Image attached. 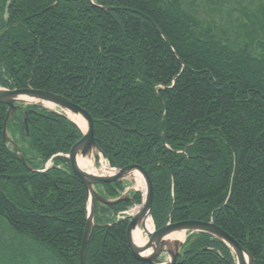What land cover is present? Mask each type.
Instances as JSON below:
<instances>
[{"label": "trees", "instance_id": "trees-1", "mask_svg": "<svg viewBox=\"0 0 264 264\" xmlns=\"http://www.w3.org/2000/svg\"><path fill=\"white\" fill-rule=\"evenodd\" d=\"M256 1L250 16L264 27V0ZM255 36L223 45L176 0H0V87L84 109L109 167L148 173L156 229L212 221L264 264V52ZM6 110L0 105V264H80L86 192L57 155L82 134L63 115L26 106L8 122L11 147ZM17 152L33 170L52 166L31 172ZM101 188L109 199L122 190ZM130 206H96L95 222L110 225L92 228L85 264H144L129 252L126 220L99 216ZM180 259L235 264L206 234L190 236Z\"/></svg>", "mask_w": 264, "mask_h": 264}, {"label": "water", "instance_id": "water-1", "mask_svg": "<svg viewBox=\"0 0 264 264\" xmlns=\"http://www.w3.org/2000/svg\"><path fill=\"white\" fill-rule=\"evenodd\" d=\"M111 9L112 8H105V10ZM43 103H48L54 106L59 111H68L73 115H78L82 117L86 122V128L84 132H82V138L71 147L69 153L65 156V158L68 160L71 172L83 185L86 191L88 202L86 223L80 250V264H85V250L92 228L109 227L107 225L99 226L95 223V206L97 204L104 206H113L121 202H133L132 199L127 198V196H121L116 200H108L101 196L98 192H96L95 186L119 183L127 178H132L134 173H138L141 176L145 186L142 206L140 210H138V212L128 221L125 230L126 243L129 252L134 260L144 264H160L159 257L163 253H166L170 257V262L168 264H177L176 260L179 255V251L183 248V243L176 240H167V237L172 233L183 231L186 233H203L210 235L211 237L222 242L231 250L232 254L235 257L236 264H253V259L250 254H248V252L244 250L240 246V244H238L228 233L223 231L218 226L214 225L212 222L206 223L200 221H184L175 224H167L157 231L145 232L148 240L143 244V246H136L132 239L133 231L139 226L143 227V223L147 218L151 219V205L153 200L152 183L147 172L138 165L126 166L120 170L115 171L112 175L109 176L88 174L79 169L77 164L78 157H92L94 162H96L98 156H101L100 149L94 141L93 121L85 110L73 104L66 98L48 92L36 91L32 89H0V105L7 108L6 116L3 122V141L9 143L14 147V143L7 136L6 127L9 119L20 108V105L39 106L45 108ZM23 116L24 118L22 127L24 128L25 136H28L27 114L23 113ZM162 144L165 145L163 138ZM19 158L27 170L34 172L33 169L26 165L24 159L21 156ZM149 250L150 254L148 256L141 255L142 253Z\"/></svg>", "mask_w": 264, "mask_h": 264}, {"label": "rangeland", "instance_id": "rangeland-1", "mask_svg": "<svg viewBox=\"0 0 264 264\" xmlns=\"http://www.w3.org/2000/svg\"><path fill=\"white\" fill-rule=\"evenodd\" d=\"M176 2L182 11L197 21L200 29L210 33L221 44L236 47L246 41L254 44L253 38L248 39L247 35L255 33L257 36L254 41L262 42L263 48L259 51L264 52V36L261 32L264 31V27L260 22H254L255 19L250 16L252 10L259 8L256 0H176ZM91 160L94 161L93 158ZM95 170L96 173L102 174L99 163H95ZM122 186L129 197L133 192H139L141 195L144 193L143 182L142 187H136L132 178L124 180ZM161 261L165 262L166 258H162Z\"/></svg>", "mask_w": 264, "mask_h": 264}, {"label": "bare ground", "instance_id": "bare-ground-1", "mask_svg": "<svg viewBox=\"0 0 264 264\" xmlns=\"http://www.w3.org/2000/svg\"><path fill=\"white\" fill-rule=\"evenodd\" d=\"M43 105H44L45 108H47L49 110H56V108L54 106H52V105H50L48 103H43ZM62 113L70 121H72L82 132H84V130L86 128V122H85V120L82 117H80L78 115H73V114H71L68 111H62ZM5 116H6V114H5ZM7 125H8V123H7ZM2 132H3V126H2ZM6 132H7V127H6ZM17 154H18V152H17ZM18 156L20 157L21 155L18 154ZM99 163H100V171L104 175H110V174H112V171L109 170L107 163L102 158L100 159ZM77 164H78V167H79L80 170H82V171H84V172H86L88 174H94V175L97 174L96 173V170H95V163H94V161L91 160V158H88V157H86V158L78 157L77 158ZM132 180L135 183V186L136 187H142V178H141V176L138 173H134L133 174ZM139 209H140V207H138L137 209H135L133 211V213L135 214L136 211H138ZM152 231H153L152 221H151V219L147 218L144 221V223H143V227L142 226H139V227H137L133 231V233H132V239H133L134 244L136 246H138V247L143 246V244L146 242L145 232H152ZM184 239H185V233L183 231L172 233V234H170L167 237V240H176V241H179V242L184 241ZM148 253H149V251L144 252L141 255L142 256H147Z\"/></svg>", "mask_w": 264, "mask_h": 264}]
</instances>
